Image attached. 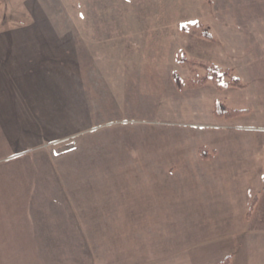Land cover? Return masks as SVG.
Wrapping results in <instances>:
<instances>
[{"label":"rangeland","instance_id":"obj_1","mask_svg":"<svg viewBox=\"0 0 264 264\" xmlns=\"http://www.w3.org/2000/svg\"><path fill=\"white\" fill-rule=\"evenodd\" d=\"M3 32L44 34L32 75L67 133L0 163V264H235L241 241L264 264V0H0ZM100 177L155 182L99 216Z\"/></svg>","mask_w":264,"mask_h":264},{"label":"crops","instance_id":"obj_2","mask_svg":"<svg viewBox=\"0 0 264 264\" xmlns=\"http://www.w3.org/2000/svg\"><path fill=\"white\" fill-rule=\"evenodd\" d=\"M34 35L29 33H0V163L10 162L18 155L37 152L44 147L47 142H52L53 138L64 136L67 133H61L65 130L58 131V127L54 125L55 121L60 120V109H54L52 107L55 104L53 103L54 94L49 91V93L45 95V84H36L35 77L32 75L38 72L35 67L38 66V64H43L44 60L42 54L44 52V34L37 33ZM34 40L41 42H38V44L30 43ZM27 41H29L30 44H28ZM29 46H31V50L28 52L27 47ZM46 85L49 88L52 87V84ZM65 96L73 99L69 102L71 108H69L67 114L69 116L71 115L72 119L76 121V92L74 94L67 92L65 93ZM47 97L48 100H46ZM56 105H59V102L56 103ZM81 126V124H78L77 126L73 125L71 127L73 133L69 132L71 134L68 136H71L72 134L75 136L76 129ZM51 167L54 168V166ZM125 179L126 180L100 177L99 180L96 178L95 182H91H93V185L97 184L98 187H94L93 189L88 188L87 183H85V187L82 190L84 200L87 201L93 199L88 195L92 192L96 194L95 191H97L100 195L97 200H99L101 205L99 210L100 213L97 215L102 216L105 215L103 211L107 210L109 205L105 203L108 199V193L111 195L123 194L124 197L119 199L121 202L117 204L122 212L123 210L125 211V208L128 206H138V203L141 201L140 198L137 199L135 197L136 193L139 191L138 187L136 188V185H153V182H155L153 180V182L150 183L149 180L147 183H138L134 178ZM182 183L183 181L178 183L173 182L172 184L181 185ZM124 185H129L131 188L126 189ZM149 190L156 189L153 188ZM52 193L53 192H48V190L44 189V194L49 195L44 200L53 202L61 200L60 198L54 197ZM124 198L126 202L122 201ZM95 199L96 198H94V200ZM64 200L67 202V208L70 207L71 212L63 214V216H75L74 209H72L74 205L70 203L73 198L70 197V194L69 196L67 194V197ZM144 201L145 200L141 202ZM148 205L152 206L150 199ZM121 212H116L115 214L120 215ZM49 215L53 216V214ZM251 245H255V248H258L253 242L244 241H241L234 246L235 250L238 249L233 253L235 264L237 260L240 259L241 262L250 255L247 250L250 249ZM52 247H57V245ZM230 253L231 252H225L217 258L213 257L215 255H211L208 258L209 260L200 263L216 264L221 262L224 257ZM253 256L255 255L253 254Z\"/></svg>","mask_w":264,"mask_h":264},{"label":"trees","instance_id":"obj_3","mask_svg":"<svg viewBox=\"0 0 264 264\" xmlns=\"http://www.w3.org/2000/svg\"><path fill=\"white\" fill-rule=\"evenodd\" d=\"M215 73L220 74L219 70H215ZM175 78L178 80L179 79V75L176 73L175 74ZM215 115L219 118H233L241 113H243V110L240 109H233L230 108L225 102L223 101H216L215 103V109H214ZM200 153L202 154L203 157L208 158V152L207 149L205 147H202L200 149ZM223 264H232L231 262V258L227 257L225 259V261L223 262Z\"/></svg>","mask_w":264,"mask_h":264}]
</instances>
